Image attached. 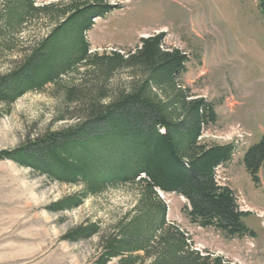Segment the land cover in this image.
<instances>
[{
    "label": "trees",
    "instance_id": "obj_1",
    "mask_svg": "<svg viewBox=\"0 0 264 264\" xmlns=\"http://www.w3.org/2000/svg\"><path fill=\"white\" fill-rule=\"evenodd\" d=\"M260 8L264 12V0ZM121 5L108 0H0V50L15 55L0 73V104H11L53 84L63 102L75 104L72 123L28 136L15 149L1 150L11 160L51 181L79 186L51 210L79 207L106 189L133 186L139 199L117 232L106 236L97 223L81 224L70 241L99 237L97 264H237L222 255L193 249L189 235L167 221V204L159 192L186 198L187 216L202 228L229 237L253 235L235 191L217 179V169L231 161L234 142L209 144L203 133L217 115L204 97H193L183 84L186 51L164 46V32L141 37L134 50L92 52L87 34L96 18ZM45 19L46 33L23 43L25 24ZM23 43V44H22ZM85 67L95 79L75 83ZM129 73L122 84L109 86L118 71ZM61 104L57 121L66 120ZM67 110V109H66ZM248 172L257 181L264 168V136L245 154Z\"/></svg>",
    "mask_w": 264,
    "mask_h": 264
},
{
    "label": "rangeland",
    "instance_id": "obj_2",
    "mask_svg": "<svg viewBox=\"0 0 264 264\" xmlns=\"http://www.w3.org/2000/svg\"><path fill=\"white\" fill-rule=\"evenodd\" d=\"M44 5L59 0H34ZM121 5L95 19L88 32L92 52L134 50L141 37L164 32V46L189 57L183 84L193 97L213 104L216 122L206 127L202 141L234 142L229 163L217 169V179L236 193L240 209L250 212L245 225L253 235L229 237L214 228L193 224L185 197L159 192L167 204V221L184 230L193 249L222 255L237 264H264V168L255 180L245 165L246 151L264 136V12L259 0H108ZM18 35L23 43L43 36L45 19L35 20ZM22 43V44H23ZM14 53L0 50V73L12 66ZM80 67L75 83L95 79ZM116 72L109 86L124 83ZM62 94L53 84L30 92L11 104H0V151L15 149L28 136L73 122L76 105L62 106L66 120L57 121ZM67 109V110H66ZM79 186L58 183L11 160L0 161V264H97L99 237L70 241L81 224L97 223L108 236L128 219L139 199L133 186L106 189L76 208L54 211L52 205L76 196ZM149 259L145 260V264ZM107 264H118L113 258Z\"/></svg>",
    "mask_w": 264,
    "mask_h": 264
}]
</instances>
